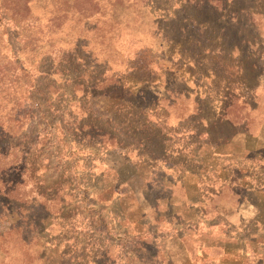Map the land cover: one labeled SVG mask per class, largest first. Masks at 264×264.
<instances>
[{
	"label": "rangeland",
	"instance_id": "obj_1",
	"mask_svg": "<svg viewBox=\"0 0 264 264\" xmlns=\"http://www.w3.org/2000/svg\"><path fill=\"white\" fill-rule=\"evenodd\" d=\"M61 2L34 1L38 46L49 53L61 46L59 52L79 38L109 62L97 68L106 95L92 105L108 114L107 136L75 133L55 148L43 140L42 126L31 149H11L16 157L9 156L7 181L15 188L7 209L26 191L27 209L40 208L30 215L42 223L15 229L16 216L0 220V264L23 257L24 264H264V0H223L216 15L184 7L183 0H93L87 20L73 11L51 26L50 13ZM245 9L248 14L240 12ZM169 89L188 100L170 98ZM229 93L254 109L252 136H237L225 155L211 157L210 146L245 131L241 124L198 125L221 114ZM128 112L135 116L126 119ZM58 116L69 125L66 114ZM144 118L152 128L143 127ZM137 138L154 140L144 148ZM243 149L263 150L258 158L260 151L229 156ZM32 159L38 190L29 193ZM187 173L196 179L185 180ZM51 196L54 204L46 202Z\"/></svg>",
	"mask_w": 264,
	"mask_h": 264
},
{
	"label": "trees",
	"instance_id": "obj_2",
	"mask_svg": "<svg viewBox=\"0 0 264 264\" xmlns=\"http://www.w3.org/2000/svg\"><path fill=\"white\" fill-rule=\"evenodd\" d=\"M34 1L0 0V220L6 219L11 214L16 216L20 222L18 225L16 223L12 225V228L16 225L15 229L37 228L42 221L39 219L40 216H36L35 213L30 215L40 208H34L35 210L27 209L29 208L28 204L23 199L27 195L26 191L25 195L21 197L22 199H14L16 201H13L15 204L12 203L13 210L9 211L7 209L10 204L8 201L12 200L11 192L15 188L14 185L11 187V184L8 183L9 180L7 181L11 170V163L8 162L9 156L16 157L14 154L12 155L11 149H31L36 140L35 137L33 139V134L37 133L38 129L42 126V131L45 133L43 140L54 142L52 146L60 148L59 143L55 142L64 143L63 137H75V133H81L86 138H90V136L97 138L104 131L105 125H108L110 121L109 118L105 120L108 114L106 113L107 115L104 117V109H102V112L92 107L96 99L106 95V93L101 92L107 88L105 86L106 78L103 77L102 73H98L99 70L97 68H107L109 62L106 60L100 61L95 56L94 50L90 47L89 43L79 38L74 42L72 41L73 43L68 47L59 50V52L55 51V49H59L61 46L54 48L50 53L49 51L44 52L42 48H39L38 43L42 30L40 26H35V24L41 17L33 15L32 8ZM39 1L40 3L42 2V0H36L37 3ZM80 1L82 2L81 5L75 4ZM131 2L136 4L137 0H131ZM220 2L223 7V0H183L182 3L184 7H192L201 14L216 15L222 12L218 6ZM91 3H93V0H63L59 6L61 7L62 5L61 9L58 10L59 12L53 11L55 15L50 13L51 16L48 21L51 26L58 27L73 11L78 16L83 15V20H87L93 14L92 8L94 6ZM43 8L46 9V7ZM56 12L58 13L56 14ZM240 12L248 14L247 9ZM238 15L235 16L238 17ZM236 17L235 19L237 20ZM235 19L232 18L231 21ZM200 23H203V21H200ZM197 28L200 27L197 26ZM35 29L38 30L34 32ZM84 29L88 33L92 31L88 22L84 23ZM181 32L185 33L183 29ZM194 45L203 48V43L199 41H196ZM167 93L170 98L174 95L184 102L188 100L182 91L169 89ZM234 94H228V100L224 109L220 110V115L216 114V110H213V113L216 114L215 119L200 118L198 121L199 126L206 122L214 130L226 127L233 129L239 124L243 125L242 127L245 130L241 133H227L224 141H220L218 144L215 143L213 147L210 146L213 148L211 149V157L213 155L217 156V154L225 155L222 152L232 146V142L237 136H244L247 139L252 136L251 122L249 123L248 116L254 109H251L245 103L239 104V97ZM199 100V98L195 99V106L198 108H200ZM173 105L171 106L173 107ZM74 107L77 108L78 112L72 110V113H70ZM235 107L239 108L236 110L240 113L234 112ZM248 108L250 109L248 110ZM245 109L248 112L244 111ZM59 113L66 114V117L70 121L69 125L63 122L64 117L58 116ZM138 114L142 115V117L145 115L141 112ZM184 114V110H181L179 113L180 119L184 118ZM132 116H135V114L131 112L125 113L126 119H130ZM125 118L124 120H126ZM146 120H144L143 127L152 128ZM126 123L127 121H124L122 125ZM133 130L131 136H135V132L139 129ZM122 131H124L123 128ZM151 131V135L166 138L163 130L151 129ZM40 133L41 131L37 133L38 136L41 135ZM104 134L106 135V132ZM208 135H210L209 132ZM194 136L201 139L197 132L192 133V137ZM137 140L141 146L147 148L148 143L154 139L148 138L143 140L137 138ZM262 150L243 149L242 152L231 153L229 156L243 159L252 152L260 151V153L256 154V158H258L261 156ZM153 154L151 153V155ZM153 156L156 158L155 154ZM193 158L195 157L193 156ZM23 160H26V157ZM25 162L23 161L21 165H24ZM30 162L29 166L31 167L28 172L30 173L29 182L31 186L29 187V193L33 190H38L34 175L36 164L34 159ZM203 170L205 171L206 169ZM205 172H208V170ZM190 178H195V175L187 173L185 180H189ZM55 198L51 196L50 199H46V202L54 204ZM43 207L45 208V205ZM22 241L23 243L26 242L24 239ZM25 256L27 257V255ZM4 260V264H11L10 259L6 258ZM21 260L23 262L19 264L26 262L24 257ZM1 263L3 264V262Z\"/></svg>",
	"mask_w": 264,
	"mask_h": 264
}]
</instances>
